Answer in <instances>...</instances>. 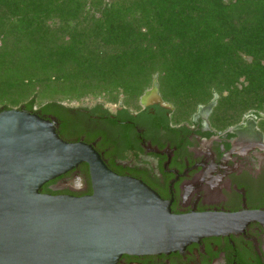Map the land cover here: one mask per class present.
<instances>
[{
	"label": "trees",
	"instance_id": "trees-1",
	"mask_svg": "<svg viewBox=\"0 0 264 264\" xmlns=\"http://www.w3.org/2000/svg\"><path fill=\"white\" fill-rule=\"evenodd\" d=\"M154 80L176 123L215 95L218 125L260 117L264 0H0V112L60 121L64 100L136 101Z\"/></svg>",
	"mask_w": 264,
	"mask_h": 264
},
{
	"label": "water",
	"instance_id": "water-1",
	"mask_svg": "<svg viewBox=\"0 0 264 264\" xmlns=\"http://www.w3.org/2000/svg\"><path fill=\"white\" fill-rule=\"evenodd\" d=\"M148 93L170 108L156 80ZM81 164L90 196L41 193ZM260 217L173 214L143 182L113 174L91 145L63 141L52 122L21 109L0 112V264H116L124 254L168 255L206 237L240 232Z\"/></svg>",
	"mask_w": 264,
	"mask_h": 264
},
{
	"label": "flooded vegetation",
	"instance_id": "flooded-vegetation-1",
	"mask_svg": "<svg viewBox=\"0 0 264 264\" xmlns=\"http://www.w3.org/2000/svg\"><path fill=\"white\" fill-rule=\"evenodd\" d=\"M152 88V87H151ZM147 90L138 105L117 101L91 107L65 106L61 120L41 118L57 130L64 121L91 145L115 175L143 182L173 214L258 212L237 233L206 237L168 255H122L116 264H264V133L260 117L248 113L224 130L211 122V103L198 106L188 121L174 122V108L161 107ZM85 164L48 182L42 194L85 197L92 194ZM82 178V182L78 178Z\"/></svg>",
	"mask_w": 264,
	"mask_h": 264
},
{
	"label": "rangeland",
	"instance_id": "rangeland-1",
	"mask_svg": "<svg viewBox=\"0 0 264 264\" xmlns=\"http://www.w3.org/2000/svg\"><path fill=\"white\" fill-rule=\"evenodd\" d=\"M224 95H226V94H224ZM217 100H218V97L216 98V101ZM118 101L123 102L126 106H129V107H133V106H137L138 105V100H136V101H126V99L122 95L119 96ZM96 102H100V103L106 104L108 106L114 104V103L108 101L107 97H104L103 95H99V96H87V97L81 98L79 100H72V101L71 100L70 101L69 100H64V101H62L61 104L62 105H65V106H70V107H75V106L91 107ZM34 110H37V107H35ZM196 110H197V108H196ZM194 113H192V114H194ZM192 114H190L189 117L187 118V120H184V121H188L190 119V117L192 116ZM246 114H247V112L243 113L239 117L238 122H240L242 120L243 116L246 115ZM261 115H262V121H263L264 120V112H261ZM173 117H174V115H173ZM174 119L175 118H173V120ZM262 121L259 122L258 127L264 133V131L262 130V126L260 125ZM211 122L213 123V125L215 126V128H217L218 130H224L225 128H227V127L235 124V123H232V124H229L227 126H222V125H218L217 123L213 122V120H211Z\"/></svg>",
	"mask_w": 264,
	"mask_h": 264
}]
</instances>
